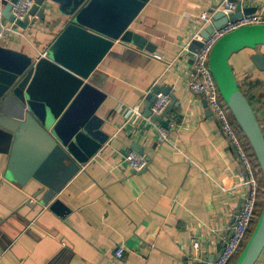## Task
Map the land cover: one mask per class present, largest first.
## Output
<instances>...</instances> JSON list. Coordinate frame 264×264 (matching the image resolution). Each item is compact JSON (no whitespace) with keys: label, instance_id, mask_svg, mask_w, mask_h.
I'll use <instances>...</instances> for the list:
<instances>
[{"label":"crops","instance_id":"obj_1","mask_svg":"<svg viewBox=\"0 0 264 264\" xmlns=\"http://www.w3.org/2000/svg\"><path fill=\"white\" fill-rule=\"evenodd\" d=\"M72 1L49 0L45 20L35 18L2 45L9 56L26 54L45 65L39 85L52 104L53 139L38 126L18 137L0 130V264L207 261L219 251L246 185L230 138L207 114L204 98L188 88L193 63L180 52L200 29V14L222 0H100L91 31L71 23ZM238 1L251 12L264 3ZM127 30L146 36L156 50L124 44ZM262 51L244 47L229 62L264 132V70L251 58ZM68 76L81 80L75 93H67ZM157 84L171 86L179 101L161 120L171 127L165 142L144 116L124 125L126 108ZM89 122L97 129L79 130L75 159L58 158L59 142H71L78 129L69 133ZM134 144L148 157L144 171L124 161ZM119 246L122 259L115 256ZM255 264H264V249Z\"/></svg>","mask_w":264,"mask_h":264},{"label":"water","instance_id":"obj_2","mask_svg":"<svg viewBox=\"0 0 264 264\" xmlns=\"http://www.w3.org/2000/svg\"><path fill=\"white\" fill-rule=\"evenodd\" d=\"M16 1L17 0H2L4 7L1 14L10 22L14 21L11 8L12 4ZM48 1L49 0H37L31 14L37 15L40 19L45 20V9L47 4L50 3ZM99 1L100 0H73L74 8L72 12H70V14H72L71 23H75L74 25L78 24V28L82 27L86 31H91L90 28L99 22V17L96 15V5ZM222 2L210 8L209 11L214 12L213 19L212 22L208 23L200 32L203 38L209 37L215 28L221 27L229 19L239 18L243 14L253 13L251 10L243 8L241 1H237L236 10L227 16L222 10L217 9ZM29 24L30 21L27 18L25 20H17L15 25L26 28ZM120 39L124 44L131 43L139 50L145 49L149 52H154L156 50V45L153 42L146 36L134 32L133 30H127ZM202 45V41L197 39L192 40L189 46L191 64L194 60V52L201 48ZM257 45L264 46V24L242 26L228 32L216 42L210 54L209 64L218 83L222 97L247 136L264 175V132L252 105L240 88L229 62L230 55L233 51L244 47H255ZM4 47L5 46L0 45V51L4 52V55L0 56V130H14L13 133L18 137L21 133H25L26 130H34L38 126L47 132V135L51 137L50 139H53L51 136L52 133L48 132L49 114L52 112V104L44 101L45 96H42L41 87L39 85L45 65L36 63L35 60L26 54H17L13 52L10 53L12 56H9L10 49ZM251 58L259 69L264 70V51L252 54ZM52 65L58 73H62L63 70H60V68H57L58 66L54 64ZM67 79L70 80L67 93H75V91L80 88L81 80L69 76ZM84 91L85 87L79 91L76 98L82 95ZM159 92L170 94L172 100L162 115L152 116L154 122L161 121L174 106L179 105V101L171 86L154 85L146 95V106L144 108L145 117L151 115L150 105L156 99V95ZM203 103L207 109V114L213 118L212 111L209 109L205 98L203 99ZM79 127L80 126L75 127V129L69 133L72 135L74 134L73 132L78 129L71 142H64L62 144L54 137L55 143H60V147L58 146V151L56 152L58 158L75 159L76 154L73 149V143L77 142L78 136L80 137L79 130L85 134L92 135L97 129V126L90 125V122L82 126L81 129H79ZM133 149L144 154V148L138 144H134ZM146 158L148 160V157ZM145 169L146 168L141 171ZM241 203L242 200L240 201L238 209L241 207ZM238 209L236 214L238 213ZM234 221L235 217L233 218V222ZM221 247L222 244H219L218 250H220ZM263 249L264 204L256 225L234 264H255ZM216 256L217 254H212L207 261H196L195 264H209Z\"/></svg>","mask_w":264,"mask_h":264},{"label":"built area","instance_id":"obj_3","mask_svg":"<svg viewBox=\"0 0 264 264\" xmlns=\"http://www.w3.org/2000/svg\"><path fill=\"white\" fill-rule=\"evenodd\" d=\"M222 1L223 2L217 9L222 10L227 16L236 10L238 0ZM36 3L37 0H17L13 3L11 14L14 16V21L12 22L4 18L1 14L2 10L0 11L1 46L7 42L12 32L18 28L25 30V28L15 25L17 20H25L28 18L31 24L35 21V18H38L37 15L31 14ZM49 7L50 3L47 4L46 9H50ZM213 14L214 12L208 10L200 14L199 19L201 20V27L195 32L192 39L182 46L180 54L185 55L190 53L189 46L193 39L202 41V47L194 52L193 70L189 75L188 88L193 94L207 100L208 107L212 111L214 120L218 122L224 133L230 138L232 145L238 154L239 161L242 162L240 176L243 183L246 185V191L241 196V207L238 209V213H235V221L229 226L228 233L221 237L220 244H222V247L217 252L216 258L212 262H209V264H229L234 256L240 255L242 252V245L246 244L249 239L247 238V234L250 226L255 219H258L257 211L259 196L263 186L257 175L258 169H256L251 163L244 146L240 142L236 131L232 126L230 113L224 105V99L211 70L209 61L214 45L222 36L242 26L264 24V3L256 12L243 14L239 18L229 19L221 27L215 28L209 37L203 38L200 31L208 23L212 22ZM42 55L46 56L47 51L45 50L41 52V56ZM155 57L159 58L158 55H155ZM171 100L172 98L170 94L164 92L157 93L156 99L150 105L151 115L145 117L144 108L146 106V96H143L138 104L126 108L127 119L125 120L124 125L131 124L134 120L143 116L147 118V121L152 122V116L162 115L170 105ZM153 124L156 126V139L159 142H165L168 140L171 127L162 124L161 121L154 122ZM175 124L176 122L173 123V125ZM123 158L128 166L134 171H141L146 168L148 164L146 156L135 149L125 152ZM200 243L201 241L199 239H195L191 244L194 258H198L200 255ZM124 253V246H119L115 251V256L122 259Z\"/></svg>","mask_w":264,"mask_h":264},{"label":"trees","instance_id":"obj_4","mask_svg":"<svg viewBox=\"0 0 264 264\" xmlns=\"http://www.w3.org/2000/svg\"><path fill=\"white\" fill-rule=\"evenodd\" d=\"M224 101V100H223ZM224 105L226 106L227 110L229 111L230 113V116H231V121H232V126L234 128V130L236 131V134L240 140V142L242 143V145L244 146L245 148V151L248 155V157L250 158V161L251 163L253 164V166L258 169V172H257V175L259 177V180L260 182L262 183V186L264 184V175H263V172L261 170V167H260V164H259V161L257 159V156L254 152V149L252 148L247 136L245 135L244 131L242 130L241 126L239 125V123L237 122V120L235 119V117L233 116L230 108L227 106L226 102L224 101ZM236 152V150H235ZM236 156L238 158V154L236 153ZM239 160V158H238ZM239 164H240V167L242 168V162L239 161ZM263 203H264V190L262 189L261 190V193H260V196H259V203H258V211H257V217H259V209L263 207ZM256 222H257V219H255L251 226H250V229L248 231V234H247V238L250 237L255 225H256ZM245 244L242 245V249L244 248ZM239 255H236L232 258V260L230 261L229 264H234L237 260Z\"/></svg>","mask_w":264,"mask_h":264},{"label":"rangeland","instance_id":"obj_5","mask_svg":"<svg viewBox=\"0 0 264 264\" xmlns=\"http://www.w3.org/2000/svg\"><path fill=\"white\" fill-rule=\"evenodd\" d=\"M263 190H264V184H263ZM264 204V203H263ZM263 208V207H262ZM262 208L259 209V214L261 213L262 211ZM258 220V219H257Z\"/></svg>","mask_w":264,"mask_h":264}]
</instances>
